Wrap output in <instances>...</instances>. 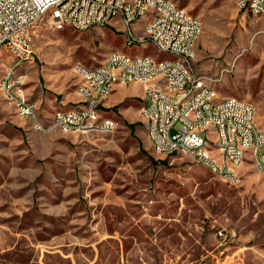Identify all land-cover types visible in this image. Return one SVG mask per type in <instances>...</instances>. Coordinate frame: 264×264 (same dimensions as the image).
Here are the masks:
<instances>
[{
  "label": "rangeland",
  "instance_id": "1",
  "mask_svg": "<svg viewBox=\"0 0 264 264\" xmlns=\"http://www.w3.org/2000/svg\"><path fill=\"white\" fill-rule=\"evenodd\" d=\"M171 1L202 23L195 64L218 100L249 101L264 126V15L244 12L237 0ZM111 34L105 26L56 29L49 15L37 23L34 59L13 75L22 77L41 130L0 89V264H70L66 254L81 264L94 255L95 264H264V173L254 162L230 182L186 155L156 153L137 97L101 106L118 123L113 132L66 133L36 106L57 98L50 84L74 80L78 62L99 66L121 51L172 58ZM11 57L0 51V79ZM119 238L131 249L127 259ZM52 245L64 246L47 253Z\"/></svg>",
  "mask_w": 264,
  "mask_h": 264
},
{
  "label": "built area",
  "instance_id": "2",
  "mask_svg": "<svg viewBox=\"0 0 264 264\" xmlns=\"http://www.w3.org/2000/svg\"><path fill=\"white\" fill-rule=\"evenodd\" d=\"M240 2L241 10L254 17H259V9L264 8V0ZM143 3H152V11H143ZM146 12H153L154 22L150 24V30L142 29L139 34L136 27ZM110 14H117L123 32L130 33L128 44H156L160 53L181 54V61L172 62L167 68L152 67L148 61H122L125 76L121 77V82H127V74H135V78H141V83H147V99L154 98L152 90H163V84L171 85V92H163L164 101L160 108L145 110L154 113L155 122H158V131H147L156 153L186 155L230 182H237L238 175L233 167L228 166V157H235L242 164L259 162L264 166V153H261V160H254V153H259V148L256 152L247 150L248 141L255 139V129H262V142L264 139V126H258L257 116L249 112V101L225 97L224 102H216V92L206 91V85L200 83L199 70L196 83L186 85L184 65H196L192 58V48L200 39L197 25L201 24L196 23L195 18H187L186 9L183 13H174L169 10V5L164 0H141V9H134V5L120 7V0H0V51L7 48L11 52L13 63L21 64V56H30L32 61L35 55L34 29L45 16L49 15L56 29L70 27L76 31H87L100 27L101 24H110ZM128 21H135V29H128ZM114 57L117 56H109L108 67L110 59ZM7 75H12L10 68ZM90 76L91 84H96L97 92H110L106 68L99 67L96 74ZM86 86L88 85H82L80 81V94L81 87ZM5 87H8L7 83L2 86L4 95ZM12 88L17 92V87ZM188 89L196 90V98L190 102H182V93ZM81 95L84 98L82 107L76 113L64 115L76 119V126L67 124V128L80 133L115 131L118 125L113 122L105 123L103 127H95L90 123V116H95L101 110L103 100H92V94ZM16 103H20L22 117L36 120L40 130L44 127L38 117L32 115L34 103L23 101L22 98L21 102ZM178 104H185V113H178ZM81 114H89V122H82ZM182 115L190 116L189 128H181ZM203 118H211L215 123V138L209 148L197 149V141L203 137L205 130L201 128ZM220 153H227V162H220ZM208 158H217L218 166L210 167ZM218 235L222 239L227 237L224 230H219ZM167 264L176 263L169 261Z\"/></svg>",
  "mask_w": 264,
  "mask_h": 264
},
{
  "label": "bare ground",
  "instance_id": "3",
  "mask_svg": "<svg viewBox=\"0 0 264 264\" xmlns=\"http://www.w3.org/2000/svg\"><path fill=\"white\" fill-rule=\"evenodd\" d=\"M110 0H102V2H109ZM164 3L169 5V10L174 11V13H183L185 9L179 7L171 0H164ZM128 5H134V9H141V0H120V7H128ZM237 5L241 9V2L237 0ZM143 11H152V3H143ZM259 15H264V8L259 9ZM187 18H195L196 23H201V21L190 15L186 11ZM142 19L145 20L143 30H150V24L154 22V15L153 12H146ZM119 20L117 14H110L109 16V23L112 24L114 21ZM110 24H101V26H108ZM128 29H135V21H128ZM203 31L202 23L197 25V32L199 37L201 36ZM125 41L128 46H139L145 45L143 43H135V44H128L130 40V33L124 32ZM156 48V44H152ZM196 44H193L192 48V58L195 62L196 56ZM34 50V46H33ZM115 56L114 59H110V67H108L109 58L106 60L105 63L95 67L86 66L83 63H76L75 69L77 73L81 77L82 85H88L86 87H81V94H92V100H103V104L109 99L111 96L110 92H114L115 87L117 84H127L131 82H140L141 78H135V74H127V82H121V77L125 76V69L122 67V61H134V62H142L148 61L152 67H159V68H167L172 65V62L181 61V54L180 53H168L172 58H165V59H157L148 55L144 56H133L124 52H115L113 53ZM112 54V55H113ZM31 62L30 56H21V64L20 63H13L10 66V72L12 75L14 72L21 67L24 63ZM100 68H106V75H107V82H108V90L110 92H97L96 84H91V76L90 74H96L97 70ZM82 68V70L80 69ZM184 73H185V80L186 85H194L196 83V78L198 77V69L196 65H184ZM12 75H5L0 79V89L2 91V86H5L7 83L8 87H5V96L13 100L15 102H21V98L23 101H30L29 98L26 96L25 89L23 86L22 77H12ZM14 76V75H13ZM199 80L200 83L206 85V91L208 92H216L215 93V101L216 102H224L225 99L218 100L216 88L213 86L212 83L208 82L203 75L199 72ZM145 85V92H147V83H142ZM12 87H17V92ZM79 91V86H78ZM163 92H171V85L170 84H163V90L161 89H154L152 90V97L153 99H147L145 106L142 108V114L146 118V128L147 131H158V122H155V114L148 113L145 110H155L161 107V102L164 101V94ZM196 98V90L195 89H188L184 90L182 93V102H190L191 99ZM227 99H236L232 97H228ZM17 111L21 116L20 112V103H16ZM75 111L69 112H58L53 120V125H57L60 129H62L66 133L73 132L67 128V124L69 126H76V119H71V116H64L70 113H76ZM249 112H252V115L256 116V108L254 105L249 103ZM178 113H185V104H178ZM32 115L33 117H37L36 108L32 107ZM61 116H63V120H61ZM81 121L82 122H89V114H81ZM114 123L118 125L117 121L111 117H104L100 110L96 113L95 116H90V123L94 124L95 127H103L105 123ZM190 125V116L189 115H182L181 119V128H189ZM258 125V123H257ZM259 126V125H258ZM34 128L40 130L38 127V122L34 120ZM201 128L205 129L203 131V137H200L197 141V149H206L210 147V144L213 143V139L215 138V123L212 121L211 118H203L201 119ZM209 131L210 135H209ZM212 136V137H211ZM262 142V129H255V139L248 141L247 143V150L248 152H256L259 148V153H254V160H261V153H264V139ZM220 162H227V153H220ZM255 166L264 173V166H261L259 162H254ZM208 165L210 167H217L218 166V159L217 158H208ZM242 161L237 160L235 157H228V166L233 167V171H235L236 175H238V181L240 179L239 168L242 166Z\"/></svg>",
  "mask_w": 264,
  "mask_h": 264
},
{
  "label": "crops",
  "instance_id": "4",
  "mask_svg": "<svg viewBox=\"0 0 264 264\" xmlns=\"http://www.w3.org/2000/svg\"><path fill=\"white\" fill-rule=\"evenodd\" d=\"M144 22H145V20L142 19L136 27L137 32L139 34L142 33ZM105 27L108 29V31L113 33V35L111 34V36L118 35V36H121L122 38L124 37L123 27L121 26L119 20H116L112 24L105 26ZM117 32H119V34ZM118 36L114 37V38H118ZM115 51H121V50H115ZM121 52H124V51H121ZM11 59H12V57H11ZM0 64L5 65L6 63H5V61H1ZM23 65L21 67H19L18 70H25V67ZM72 70L76 73V78L74 80L67 82L65 80V78H63L60 82H56V84H50V88L52 89V91H55L58 94V96L55 100H51L52 103H49L46 106H42V100L35 102L38 109L41 108L42 110L48 111L47 113H49V115L52 116V117H50L51 121H52V119L54 120V117L58 112L75 111L78 108L82 107V105L84 103V98L78 91V86H79L81 77L77 73V71H75L76 69H75L74 64L72 66ZM48 78H49L48 80L50 83L54 80V78L51 74H49ZM131 83H134V84H131ZM131 83H127L130 85L117 84L113 94L102 105V108L103 109L110 108L112 106V102L119 100L122 96L128 97V98L129 97H137L141 100L140 103H143V105H144L145 102L147 101V100H145V90H144V86H143L144 84L143 85H142V83L139 84L140 82L139 83L138 82H131ZM27 90H28V88H27ZM117 90H119V91L116 92ZM140 91H141V94H140ZM135 107L138 108L139 106L137 105ZM30 121H32L33 127H34V120H30ZM113 237L115 238V236H113ZM118 245H119V250H121V253L123 252V255H124L123 258L127 259V254L130 252L131 249H126L125 247H123L122 245H124V242L120 238H119ZM63 246L64 245H52L51 247L54 248L55 250L45 249V251H47V253H50V254H60V249H58V248H61ZM120 247H121V249H120ZM64 256H65V258L69 259L70 264H81L78 262L79 257L77 254H75L74 256L71 254H66ZM86 261H88V262H86L84 264H95L97 261V256L94 255L93 258L86 259Z\"/></svg>",
  "mask_w": 264,
  "mask_h": 264
}]
</instances>
